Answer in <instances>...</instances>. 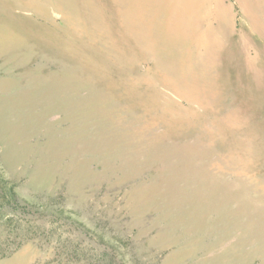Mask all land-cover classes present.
Instances as JSON below:
<instances>
[{"label":"rangeland","instance_id":"obj_1","mask_svg":"<svg viewBox=\"0 0 264 264\" xmlns=\"http://www.w3.org/2000/svg\"><path fill=\"white\" fill-rule=\"evenodd\" d=\"M0 264H264V0H0Z\"/></svg>","mask_w":264,"mask_h":264}]
</instances>
